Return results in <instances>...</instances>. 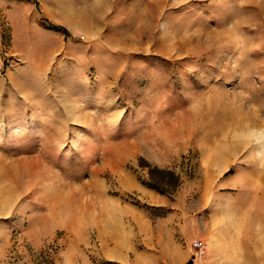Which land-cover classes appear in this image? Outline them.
Returning a JSON list of instances; mask_svg holds the SVG:
<instances>
[{"label":"rangeland","instance_id":"obj_1","mask_svg":"<svg viewBox=\"0 0 264 264\" xmlns=\"http://www.w3.org/2000/svg\"><path fill=\"white\" fill-rule=\"evenodd\" d=\"M107 260L264 264V0H0V264Z\"/></svg>","mask_w":264,"mask_h":264},{"label":"built area","instance_id":"obj_2","mask_svg":"<svg viewBox=\"0 0 264 264\" xmlns=\"http://www.w3.org/2000/svg\"><path fill=\"white\" fill-rule=\"evenodd\" d=\"M193 246L197 251L202 252L205 246V242L201 238H197L193 240Z\"/></svg>","mask_w":264,"mask_h":264},{"label":"trees","instance_id":"obj_3","mask_svg":"<svg viewBox=\"0 0 264 264\" xmlns=\"http://www.w3.org/2000/svg\"><path fill=\"white\" fill-rule=\"evenodd\" d=\"M153 169H157L156 167H153ZM158 170L159 171H163V170H160L159 168H158ZM169 172L168 173H172L170 170H168ZM159 183H157V182H154V185H158ZM98 264H112L111 262H109V260H107V261H104V262H101V263H98Z\"/></svg>","mask_w":264,"mask_h":264}]
</instances>
